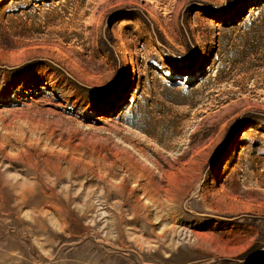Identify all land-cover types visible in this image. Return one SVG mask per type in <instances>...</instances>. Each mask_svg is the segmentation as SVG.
Masks as SVG:
<instances>
[{
    "label": "rangeland",
    "instance_id": "obj_1",
    "mask_svg": "<svg viewBox=\"0 0 264 264\" xmlns=\"http://www.w3.org/2000/svg\"><path fill=\"white\" fill-rule=\"evenodd\" d=\"M263 136L264 0L0 1V264H264Z\"/></svg>",
    "mask_w": 264,
    "mask_h": 264
},
{
    "label": "bare ground",
    "instance_id": "obj_2",
    "mask_svg": "<svg viewBox=\"0 0 264 264\" xmlns=\"http://www.w3.org/2000/svg\"><path fill=\"white\" fill-rule=\"evenodd\" d=\"M0 1H2V0H0ZM131 65H132V61H129V63H128V67L131 69ZM131 72V71H130ZM263 138H264V136H263Z\"/></svg>",
    "mask_w": 264,
    "mask_h": 264
}]
</instances>
